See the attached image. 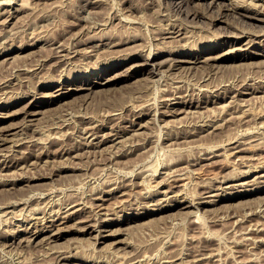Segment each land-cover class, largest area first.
Returning a JSON list of instances; mask_svg holds the SVG:
<instances>
[{
  "label": "rangeland",
  "instance_id": "374dc122",
  "mask_svg": "<svg viewBox=\"0 0 264 264\" xmlns=\"http://www.w3.org/2000/svg\"><path fill=\"white\" fill-rule=\"evenodd\" d=\"M170 1L0 0V104L3 105L0 107V264H175L187 259L190 264H264V191L244 192L245 189L264 186V177L252 180L264 174V170H260L264 165V110H261L264 109V91L252 92L243 85L264 84V37L256 39L251 33L259 28V22L243 19L250 21L249 26L255 24L249 33H243V43L232 47L226 43L223 49H212L213 45L228 41L223 26L227 19L231 21L234 17L230 15L211 21L203 17L204 11L211 16L214 14L212 9L217 10L219 4L226 8L237 0H217L219 4H213L214 0H179L184 8L200 12V17L192 21L189 18L187 24L181 26L176 10L174 12L178 0ZM252 1L258 3L257 7L262 4L264 7V0ZM252 1L248 3L247 0L246 4L252 5ZM209 3L213 4L211 8ZM16 8L23 9L17 11ZM129 17H134V21ZM217 31L222 33L221 37ZM92 35L98 37L88 42ZM251 38L256 41L250 42ZM72 41L85 42L76 47L82 50L74 52ZM62 42L71 47V54L75 56L69 66L60 62L62 57L54 56L67 53V50L60 53L52 48ZM193 47L196 53L206 48V56L217 54L219 57L206 61L201 57L195 62V58L188 54ZM172 48L186 54L161 52ZM112 49L120 52L115 54ZM150 50L153 51L151 58L157 52L161 54L151 63L137 56L142 52L148 54ZM238 55L243 58L238 59ZM95 74L99 75L94 78L97 83H91ZM49 77L61 78L65 84L48 86ZM254 77L256 79H252ZM174 85L181 93L174 95L167 91L175 88ZM228 85L236 88L218 98L216 94L223 92ZM242 108L250 113L247 117L244 113L242 118ZM254 121H259L257 126ZM61 122L64 124L60 125ZM214 122L216 124L211 125ZM237 122L241 123L237 125ZM253 123L254 127L247 130V125ZM217 125L220 128H215ZM88 126H97L92 129L100 132L92 135ZM199 127H202L201 131L196 132ZM236 130L239 136L230 141L229 138L237 135ZM116 131H120L119 135H114ZM106 133L113 135L100 143ZM168 135L171 137L166 139ZM221 138L225 146L237 145L238 138L246 143L230 150V154L223 148L203 145L206 141H222ZM75 142L76 150L66 152V147L75 145ZM240 148L246 151L236 152ZM122 152L125 154L120 155ZM127 159H132V163ZM153 167L159 170L155 172ZM227 177L232 179L223 182ZM246 181L251 183L241 185ZM213 186H220V189H210ZM103 187L104 190L111 191L115 187L120 190L104 194L97 192ZM238 192L241 195L236 197ZM101 196L105 200L97 199ZM65 201L68 202L64 204ZM97 202L102 205H92ZM189 203L193 204L182 208L181 205ZM196 205L204 216L203 221L198 222L200 224L194 222ZM44 227L36 238L35 232ZM218 243H223L222 248ZM49 246L53 247L50 249ZM201 246L209 248L206 256L210 252L217 253L219 248L222 251L213 258L195 261L204 257L198 254ZM230 246L234 251L238 250L235 255L230 252L233 250ZM57 250H65L64 255L70 258L56 263Z\"/></svg>",
  "mask_w": 264,
  "mask_h": 264
},
{
  "label": "bare ground",
  "instance_id": "6f19581e",
  "mask_svg": "<svg viewBox=\"0 0 264 264\" xmlns=\"http://www.w3.org/2000/svg\"><path fill=\"white\" fill-rule=\"evenodd\" d=\"M173 0H171L170 2H172ZM192 1V0H191ZM198 1V0H197ZM212 1V0H211ZM232 1V0H231ZM239 0H237L236 1V3H232V2H230V3H232L229 7H227L226 6V8H223L222 6L220 7V5H222V4H219L218 2L219 1H217V0H214L213 1V4H216V3H218L219 4V8H217V10L216 9H212V13H214V14H211V16H209L208 14H207V11H204V13H203V17H205V18H207V19H210L211 21H213V20H221V19H223L225 16H230V15H233V20H231V21H228V19H227V22H226V25L225 26H223L224 27V32H226V33H228L227 34V36L226 37H228L229 39H228V41L227 42H222L221 44H224V45H222L220 48H218L221 44H215V45H213L212 47V49H214V48H217L218 50L219 49H223L224 48V46H225V44L227 43V45H230L231 47H232V45H236V44H241V43H243V38H242V36H243V33L245 34L246 32H248L250 29H253L252 27L255 25V24H253V26H249L247 23H249V22H245V21H247V19H250V20H252V21H257V22H259V24L257 25V26H259V28L258 29H256V30H251V31H256V32H251V33H253L252 35H254L255 37H256V39L257 38H262L263 39V37H264V7H263V4L262 5H259L258 7H257V2H256V4H255V2H253L252 0V5L250 4V5H247L246 3H247V0H240L239 2H238ZM199 2H200V0H199ZM23 3V2H22ZM176 3V2H175ZM178 3L179 4H177V8L175 7L176 6V4H175V9H174V12H175V10H176V13H177V19L179 18V21H180V23L178 24V25H180L181 26V24H183V23H185V24H187V21H189V18H191L190 20L192 21V19H194V18H198V17H200V12H197V11H190V10H188L187 8H184V6L182 5V2H180L179 0H178ZM228 3V2H227ZM245 3V4H244ZM248 3H249V0H248ZM78 4H80V3H78ZM148 4H150V3H148ZM174 4V3H173ZM194 4H196V3H194ZM213 4H210L209 3V7L211 8L212 6H213ZM25 5V4H24ZM26 5H27V3H26ZM132 5V4H131ZM135 5H136V3H135ZM138 5H140V4H138ZM172 5V4H171ZM27 6H29V5H27ZM79 6V5H78ZM128 6V5H127ZM216 6V5H215ZM218 6V5H217ZM21 7V6H20ZM24 7V6H23ZM132 7V6H131ZM173 7V6H172ZM188 7V6H187ZM204 7H205V4H204ZM29 8V7H28ZM194 8H196V7H194ZM202 8V7H201ZM21 9H23V8H21ZM21 9L20 8H16V10L17 11H21ZM76 9V8H75ZM120 9V8H119ZM131 9V8H130ZM193 10V9H192ZM196 10V9H195ZM9 11V10H8ZM23 11V10H22ZM78 11V10H77ZM129 11V10H128ZM133 11V10H132ZM209 11V10H208ZM10 12V11H9ZM118 12H121V10L120 11H118ZM174 12H173V14H174ZM72 13V12H71ZM80 13V12H79ZM5 14V13H4ZM12 13H10V15H11ZM69 14V13H68ZM119 14H121V13H119ZM123 14H125V13H123ZM3 15V14H2ZM18 15V14H17ZM8 16V15H7ZM6 16V17H7ZM119 16V15H118ZM128 16V15H127ZM2 17V16H1ZM91 17V16H90ZM106 17H108V16H106ZM126 17V16H125ZM173 17V16H172ZM14 18H15V16H14ZM82 18V17H81ZM97 18V17H96ZM121 18V17H120ZM134 18V17H133ZM133 18H131V17H129V19H132V21H134L133 20ZM145 18V17H144ZM151 18V17H150ZM171 18V17H170ZM175 18V17H174ZM7 19V18H6ZM89 19V18H88ZM108 19V18H107ZM114 19V18H113ZM149 19V18H148ZM148 19H146V21H148ZM152 19V18H151ZM165 19H167V18H165ZM237 19H241V20H237ZM243 19H246L245 21L243 20ZM92 20V19H91ZM96 20V19H95ZM94 20V21H95ZM142 20H143V18H142ZM150 20V19H149ZM161 20V19H160ZM170 20V19H169ZM199 20V19H198ZM198 20H196V22L198 21ZM4 21V20H3ZM6 21H8V20H6ZM81 21V20H80ZM145 21V20H144ZM208 21V20H207ZM206 21V22H207ZM210 21V22H211ZM226 21V20H225ZM1 22V21H0ZM90 23H91V21H89ZM88 22V23H89ZM128 22V21H127ZM205 22V21H204ZM4 23V22H3ZM8 23V22H7ZM68 23V22H67ZM89 23V24H90ZM101 24H103L102 22H100ZM99 23V24H100ZM130 23V22H129ZM137 23H138V21H137ZM167 23V22H166ZM198 23V22H197ZM212 23V22H211ZM210 23V24H211ZM5 24V23H4ZM26 24V23H25ZM75 24V23H74ZM93 24V23H92ZM91 24V25H92ZM167 24H169V23H167ZM240 24H243L242 26L240 25ZM50 25V24H49ZM131 25V24H130ZM129 25V26H130ZM162 25V24H161ZM165 25V24H164ZM201 25V24H200ZM204 25V24H203ZM221 25V24H220ZM1 26V25H0ZM3 26V25H2ZM90 26V25H89ZM88 26V27H89ZM94 26V25H93ZM172 26L173 27H175L176 26V23L175 24H172ZM185 26V25H184ZM191 26L192 27H195V25L194 24H191ZM209 26V25H208ZM159 27V26H158ZM165 27V26H164ZM183 27V26H182ZM198 27V26H197ZM1 28V27H0ZM3 28V27H2ZM134 28V27H133ZM133 28H130V29H133ZM185 28V27H184ZM90 28H88V30H89ZM130 29H128L129 31H130ZM156 29V28H155ZM173 29V28H172ZM222 29V28H221ZM137 30V29H136ZM165 30V29H164ZM186 30H188V29H186ZM3 31V30H2ZM90 31V30H89ZM102 31H104V30H102ZM138 32H140L139 30H137ZM156 31V30H155ZM157 31H160V30H157ZM166 31V30H165ZM164 31V32H165ZM174 31H176V30H174ZM192 31V30H191ZM219 31V30H218ZM218 31H217V33H218ZM223 31V30H222ZM101 32V31H100ZM109 32V31H108ZM114 32V31H113ZM116 32V31H115ZM127 32V31H126ZM133 32H136V31H133ZM132 32V33H133ZM161 32V31H160ZM164 32H163V34H164ZM223 32V33H224ZM14 33V32H13ZM48 33V32H47ZM94 33V32H93ZM102 33V32H101ZM111 33V32H110ZM125 33V32H124ZM142 33V32H141ZM170 32H168V34H169ZM177 33V32H176ZM183 33V32H182ZM185 33V32H184ZM249 33V32H248ZM46 34V33H45ZM44 34V35H45ZM66 34V33H65ZM88 34V33H87ZM123 34V33H122ZM221 34L222 33H218V35L221 37ZM242 34V35H241ZM46 35H48V34H46ZM74 35V34H73ZM86 35V34H85ZM90 35V34H89ZM120 35V34H119ZM126 35H128V34H126ZM133 35V37L135 36L136 37V35L135 34H132ZM139 35V34H138ZM11 36H12V34H11ZM16 36V35H15ZM43 36V35H42ZM75 36H76V34H75ZM77 36H79L78 34H77ZM87 36V35H86ZM116 36V35H115ZM123 36H125V35H123ZM140 36V35H139ZM142 36V35H141ZM155 36V35H154ZM249 36H250V34H249ZM71 37V36H70ZM82 37V36H81ZM98 36H95V35H92V36H90L89 37V40H88V42L89 41H92V40H94V39H96ZM104 37V36H103ZM121 37V36H120ZM119 37V38H120ZM126 37V36H125ZM165 37H166V35H165ZM217 37V36H216ZM219 37V38H220ZM57 38V37H56ZM84 38V37H83ZM88 38V37H87ZM137 38V37H136ZM211 38V37H210ZM47 39H48V37H47ZM46 39V40H47ZM124 39V38H123ZM129 39V38H128ZM134 39V38H133ZM227 39V38H226ZM68 40V39H67ZM117 40V39H116ZM125 40H127V39H125ZM196 40V39H195ZM209 40V39H208ZM223 40V39H222ZM255 39H253V38H251L249 41L251 42V41H254ZM40 41V40H39ZM60 41V40H59ZM64 41V40H63ZM78 41H80V40H78ZM77 41V43H76V41L75 42H73L72 43V45H71V47H72V49L74 50V52H76V51H80V50H82V49H80L79 50V48H76L77 46H79L80 44H83V43H85V42H78ZM83 41V40H82ZM84 41H86V40H84ZM256 41V40H255ZM50 42V41H49ZM61 42V41H60ZM65 42H66V40H65ZM65 42H62V43H60L59 45L60 46H58V47H52V48H54L57 52H60L61 53V51H66L67 50V53L66 54H55L54 56H59V57H62V59H60V62H65L66 64H67V66H69L70 64H72V62H71V59L72 58H74L75 56H72V54H71V47H69ZM87 42V43H88ZM118 42V41H117ZM122 42V41H121ZM124 42V41H123ZM151 42V41H150ZM196 42H198V41H196ZM202 42V41H201ZM200 42V43H201ZM246 42V41H245ZM52 43H54V42H52ZM52 43H51V45H52ZM56 43V42H55ZM67 43H69V42H67ZM149 43V42H148ZM214 43V42H213ZM254 43V42H253ZM58 44V43H57ZM92 44V43H91ZM110 44V43H109ZM147 44V43H146ZM145 44V45H146ZM158 44V43H157ZM157 44H155V45H157ZM171 44V43H170ZM246 44V43H245ZM12 45V44H11ZM27 45V44H26ZM29 45V44H28ZM56 45V44H55ZM70 45V44H69ZM90 45V44H89ZM98 45V44H97ZM96 45V46H97ZM106 45H107V43H106ZM111 45V44H110ZM113 45V44H112ZM122 45V44H121ZM178 45V44H177ZM191 45V44H190ZM197 45V44H196ZM210 45V44H209ZM248 45H251V43L250 44H248ZM247 45V46H248ZM18 46H19V44H18ZM17 46V47H18ZM53 46V45H52ZM93 46V45H92ZM138 46V45H137ZM140 47L142 46V45H139ZM239 46V45H238ZM242 46V45H241ZM12 47V46H11ZM23 47V46H22ZM100 47V46H99ZM135 47H136V45H135ZM163 47H167V46H163ZM174 47V46H173ZM183 47H184V45H183ZM235 47V46H234ZM254 47V46H253ZM1 48V47H0ZM3 48V47H2ZM10 48V47H9ZM50 48V47H49ZM60 48V49H59ZM138 48V47H137ZM146 48V47H145ZM148 48V47H147ZM146 48V49H147ZM150 48L152 49V47H151V45H150ZM168 48V47H167ZM177 48V47H176ZM235 48H237V47H235ZM241 47H239V49H240ZM87 49V48H86ZM99 49H101V48H99ZM115 49V48H114ZM114 49H112V51H114ZM118 49V48H117ZM116 49V50H117ZM119 49H121V48H119ZM135 49V48H134ZM140 49V48H139ZM138 49V50H139ZM180 49V48H179ZM181 49H184V48H182L181 47ZM195 47H193V48H191V52H189L188 54H189V56L190 57H192V58H195L194 60H195V62L197 61V59H200L201 57H205L204 58V60L206 61V60H211V59H215V58H217V57H219V56H217V54L216 55H214V56H212V55H208V56H206L207 54H208V52H206V48L205 49H201V50H199L197 53H196V51H195ZM198 49V48H197ZM209 49V48H208ZM228 49H231L230 47L228 48ZM233 49V48H232ZM95 50V49H94ZM106 49H104V51H105ZM144 50V49H143ZM142 50V51H143ZM186 50V49H185ZM234 50V49H233ZM263 51H264V48L262 49ZM83 51H86V50H84L83 49ZM103 51V52H104ZM108 51V50H107ZM118 51V50H117ZM114 51V52H116L115 54H117L118 52H120V51ZM147 51V50H146ZM158 51H160V50H158ZM21 52V51H20ZM82 52V51H81ZM152 50H150L149 52H148V54L147 53H139V54H137V56H139V59H143L144 61H146V62H150L151 60H155L158 56H160L159 55V53L157 52H155L156 54H154V56L151 58V54H152ZM161 52H164L163 54H165V53H168V54H170V55H174V54H186V52L185 51H183V50H178V49H170V50H162ZM194 52L196 53V54H194ZM233 52V51H232ZM11 53V52H10ZM53 53V52H52ZM62 53H64V52H62ZM125 53V52H124ZM131 53V52H130ZM210 53V52H209ZM50 54V53H49ZM103 54H106V53H103ZM114 54V53H113ZM120 54V53H119ZM123 54V53H122ZM128 54V53H127ZM52 55V54H51ZM71 55V56H70ZM89 55V54H88ZM106 55H108V54H106ZM124 55V54H123ZM129 55V54H128ZM135 55V54H134ZM219 55H220V53H219ZM237 55V54H236ZM11 56V55H10ZM103 56V55H102ZM105 56V55H104ZM110 56H112V55H110ZM113 56H116V55H113ZM118 56H120V55H118ZM98 57V56H97ZM228 57V56H227ZM230 57V56H229ZM6 58V57H5ZM5 58H4V60H5ZM10 58V57H9ZM56 58V57H55ZM102 58H104V57H102ZM106 58H108V57H106ZM116 58V57H115ZM173 58V57H172ZM236 58V57H235ZM237 58L239 59V58H243V56H241V55H238L237 56ZM7 59V58H6ZM45 60H46V58H44ZM99 59V58H98ZM109 59V58H108ZM113 59V58H112ZM126 59V58H125ZM162 59H164V58H162ZM161 59V61H163ZM169 59H171V58H169ZM181 59V58H180ZM186 59V58H185ZM184 59V60H185ZM223 59V58H222ZM137 60V59H136ZM166 60V59H165ZM177 59H175V60H173V61H176ZM189 60V59H188ZM203 60V59H202ZM56 61V60H55ZM158 61H160V60H158ZM201 61V60H200ZM5 62V61H4ZM94 62V61H93ZM170 62V61H169ZM187 62V61H186ZM199 62V61H198ZM55 63V62H54ZM74 63V62H73ZM82 63V62H81ZM96 63V62H95ZM98 63V62H97ZM135 62H133V64H134ZM140 63H143V61L142 62H140ZM140 63H138V64H140ZM151 63V62H150ZM152 63H155V61L154 62H152ZM166 63V62H165ZM194 63V62H193ZM211 63V62H210ZM35 64V63H34ZM39 64V63H38ZM53 64V63H52ZM51 64V65H52ZM58 64V63H57ZM145 64V63H144ZM160 64V63H159ZM162 64V63H161ZM172 64V62H170V64L169 65H171ZM200 64V63H199ZM215 64H217V63H215ZM220 64H222V63H220ZM50 65V64H49ZM91 65V64H90ZM154 65V64H153ZM156 65V64H155ZM183 65V64H182ZM192 65V64H191ZM211 65V64H210ZM43 66V65H42ZM55 66H56V64H55ZM72 66V65H71ZM92 66H95V65H92ZM116 66V65H115ZM129 66V65H128ZM134 66V65H133ZM132 66V67H133ZM138 66V65H137ZM193 66V65H192ZM198 66H200V65H198ZM197 66V67H198ZM208 66V65H207ZM36 67V66H35ZM37 67H39V66H37ZM131 67V66H130ZM130 67H127V68H130ZM154 67V66H153ZM161 67V66H160ZM172 67V66H171ZM179 67V66H178ZM191 67V66H190ZM202 67H203V65H202ZM209 67V66H208ZM18 68V67H17ZM22 67H20V69H21ZM64 68V67H63ZM74 68H76V67H74ZM126 68V67H125ZM126 68V69H127ZM170 68V67H169ZM174 68V67H173ZM25 69V68H24ZM30 69V68H29ZM28 69V70H29ZM35 69V68H34ZM51 69V68H50ZM85 69V68H84ZM153 69V68H152ZM18 70V69H17ZM43 70V69H42ZM61 70V69H60ZM65 70H66V66H65ZM124 70V69H123ZM150 70V69H149ZM21 71V70H20ZM36 71V70H35ZM45 71H48V70H45ZM50 71V70H49ZM68 71H70V69H68ZM111 71V70H110ZM128 71V70H127ZM126 71V72H127ZM130 71V70H129ZM151 71V70H150ZM154 71V70H153ZM19 72V71H18ZM37 72V71H36ZM61 72H63L62 70H61ZM106 72V71H105ZM125 72V71H124ZM123 72V73H124ZM156 72V71H155ZM60 73V72H59ZM120 73V72H119ZM122 73V72H121ZM122 73V74H123ZM24 74V73H23ZM52 74V73H51ZM92 74H93V72H92ZM19 75V74H18ZM48 75V74H47ZM53 75V74H52ZM51 75V76H52ZM60 75V74H59ZM85 75V74H84ZM113 75V74H112ZM126 75V74H125ZM39 76H42V75H40L39 74ZM43 76H44V74H43ZM71 76V75H70ZM88 76V75H87ZM99 75L98 74H95V75H93V78L90 80L91 81V83H97V81H95V79L94 78H96V77H98ZM262 75H260V76H256V77H261ZM264 76V75H263ZM21 77V76H20ZM46 77V76H45ZM204 77V76H203ZM23 79V78H22ZM44 79V78H43ZM46 79V78H45ZM94 79V80H93ZM111 79V78H110ZM109 79V80H110ZM245 79V78H244ZM251 79V78H250ZM252 79H256L255 77L254 78H252ZM107 80H108V78H107ZM237 80V79H236ZM20 81V80H19ZM77 81V80H76ZM93 81V82H92ZM106 81V80H105ZM262 81V80H261ZM40 82V81H39ZM42 82V81H41ZM233 82V81H232ZM242 82V81H241ZM246 82V81H245ZM46 83V82H45ZM104 83V82H103ZM198 83V82H197ZM240 83V82H239ZM23 84V83H22ZM29 84V83H28ZM65 84V81L63 80V79H61V78H59V79H57V78H55V77H49V80H48V82H47V85L48 86H56V85H64ZM257 84V83H256ZM8 85V84H7ZM236 85V84H235ZM243 85H247L246 87H247V89L249 88V89H251L252 90V92H257V91H264V84H260V85H258V86H252V85H249L248 83L247 84H243ZM242 85V86H243ZM18 86V85H17ZM21 86V85H20ZM77 86V85H76ZM81 86V85H80ZM173 86V85H172ZM171 86V87H172ZM175 86V88H173V89H167V91H169V92H171V94H174V95H176V93H178V92H180V90H179V87H177V85H174ZM179 86V85H178ZM237 86H239V85H237ZM240 86H241V84H240ZM239 86V87H240ZM1 87V86H0ZM36 87V86H35ZM68 87V86H67ZM82 87V86H81ZM84 87V86H83ZM87 87V86H86ZM94 87V86H93ZM244 87V86H243ZM242 87V88H243ZM14 88V87H13ZM31 88V87H30ZM30 88H29V90H30ZM37 88V87H36ZM60 88V87H59ZM92 88V87H91ZM221 88V87H220ZM223 88V87H222ZM234 88H236V87H233V85L230 87L229 85L228 86H226V87H224V91L223 92H221V91H219L218 92V94H216L217 96H218V98H219V96L220 95H222L221 97H224L225 95L223 94V93H225L226 91H227V93H225L226 95H228V93L229 92H231ZM35 89V88H34ZM98 89V88H97ZM101 89H103V88H101ZM107 89H109V87L107 88ZM177 89V90H176ZM239 89V88H238ZM20 90V89H19ZM27 90V89H26ZM25 90V91H26ZM33 90V89H32ZM31 90V91H32ZM220 90H223V89H220ZM4 91H6V90H4ZM12 91V90H11ZM18 91V90H17ZM56 91V90H55ZM141 91V90H140ZM162 91H165V90H162ZM7 92H8V90H7ZM21 92H22V89H21ZM27 92V91H26ZM30 92V91H29ZM34 92V91H33ZM50 92V91H49ZM53 92V91H52ZM143 92V94H144V91H142ZM251 92V93H252ZM58 93V92H57ZM61 93V92H60ZM181 93V92H180ZM14 94V93H13ZM30 95H31V93H29ZM29 94H27V95H29ZM40 94V93H39ZM38 94V95H39ZM49 94H51V93H49ZM48 94V95H49ZM53 94H55L54 92H53ZM63 94V93H62ZM255 94V93H254ZM21 95V94H20ZM20 95H17V96H20ZM169 95V94H168ZM213 95V94H212ZM236 95V94H235ZM239 95V94H238ZM257 95V94H256ZM3 96V95H2ZM8 96V95H7ZM24 96V95H23ZM52 96V95H51ZM172 96V95H171ZM13 97H14V95H13ZM20 97H22V96H20ZM26 97V96H25ZM72 97V96H71ZM168 97H170V96H168ZM5 98V97H4ZM170 98H172V97H170ZM253 98V97H252ZM262 98V97H261ZM12 99H14V98H12ZM27 99V98H26ZM34 99V98H33ZM245 99V98H244ZM157 100V99H156ZM213 100V99H212ZM2 101V100H1ZM210 101V100H209ZM107 102V101H106ZM157 102V101H156ZM156 102H154V104L156 103ZM192 102V101H191ZM200 102V101H199ZM207 102H208V100H207ZM30 103V102H29ZM103 103H105V102H103ZM102 103V104H103ZM108 104H111L110 102H107ZM162 103V102H161ZM183 103H187V102H183ZM189 103V102H188ZM188 103H187V105H188ZM25 104V103H24ZM24 104H23V107H24ZM195 104V103H194ZM193 104V105H194ZM197 104V103H196ZM207 104V103H206ZM25 105H29L28 103L27 104H25ZM40 105V104H39ZM38 105V106H39ZM104 105V104H103ZM106 105V104H105ZM264 105V104H263ZM109 105H107V107H108ZM111 106H113V105H111ZM116 106H117V104H116ZM0 107H3V105L2 104H0ZM104 107V106H103ZM119 107V106H118ZM117 107V108H118ZM132 107H134L133 105H132ZM169 107V106H168ZM190 107H191V105H190ZM196 107H197V105H196ZM231 107V106H230ZM100 108V107H99ZM104 108H106V107H104ZM114 108V107H113ZM116 108V107H115ZM117 108H116V110H117ZM154 108V107H153ZM262 108H263V106H262ZM107 109V108H106ZM157 109V108H156ZM171 109V108H170ZM177 109V108H176ZM180 109V108H179ZM236 109V108H235ZM14 110V109H13ZM16 110V109H15ZM25 110H27V109H25ZM158 110V109H157ZM156 110V111H157ZM173 110V109H172ZM226 110H228V109H226ZM238 110V109H237ZM262 111L264 110V109H261ZM20 111V110H19ZM233 111H235V110H233ZM232 111V112H233ZM243 111V116H242V114H240V116H242V118L244 117V113L246 114L247 112H248V110H245V109H241V112ZM250 111V110H249ZM35 112V111H34ZM62 112V111H61ZM182 112V111H181ZM226 112V111H225ZM231 112V113H232ZM239 112H240V110H239ZM251 112V111H250ZM253 112V111H252ZM11 113V112H10ZM32 113V112H31ZM107 113H108V111H107ZM109 113H110V111H109ZM107 114V115H110V114ZM156 113V112H155ZM155 113H154V115H155ZM164 113V112H163ZM169 113V112H168ZM258 113V112H257ZM29 114V113H28ZM54 114V113H53ZM61 113H57V116L58 115H60ZM227 114V113H226ZM250 114V113H249ZM248 113L245 115V117H247L248 115H249ZM253 114L255 115L256 113H254L253 112ZM55 115V114H54ZM63 115V114H62ZM106 115V114H105ZM230 115V114H229ZM253 115V116H254ZM258 115V114H257ZM256 115V116H257ZM51 116V115H50ZM230 116H232V114L230 115ZM234 116V115H233ZM232 116V117H233ZM240 116H238V118L240 119ZM255 116V117H256ZM52 117V116H51ZM60 117H62L61 115H60ZM262 117V116H261ZM4 118V117H3ZM54 118H55V116H54ZM54 118H53V120H54ZM64 118H65V116H64ZM67 118V117H66ZM230 118V117H229ZM250 118V117H249ZM249 118H247L246 120H249L250 121V123H251V120L249 119ZM68 120H69V118H67ZM98 119V118H97ZM226 119H228V118H225V120ZM231 119V118H230ZM234 119H236V118H234ZM260 119V118H259ZM35 120V119H34ZM60 120V119H59ZM82 120V119H81ZM104 120H106V119H103V121ZM156 120V119H155ZM211 120H213V118L211 119ZM222 120V119H221ZM229 120V119H228ZM243 120V119H242ZM253 120V119H252ZM255 120V119H254ZM62 121H64V120H62ZM66 121V120H65ZM99 121H101L100 119H99ZM217 121V119L215 120V122ZM227 121V120H226ZM230 121V120H229ZM233 120H231V122H232ZM238 121V120H237ZM240 121H241V119H240ZM243 121H245V120H243ZM54 122V121H53ZM89 122H90V120H89ZM212 122V121H211ZM213 123V124H211V125H215L216 123ZM224 122V121H223ZM257 122V121H256ZM259 122V121H258ZM257 122V123H258ZM55 123H57V122H55ZM132 123V122H131ZM219 123V122H218ZM222 123V122H221ZM221 123H219V124H221ZM233 123V122H232ZM238 123H241V122H237V125H238ZM247 123V122H246ZM254 123H255V121H254ZM254 123H253V125H247V127H246V129L248 130H250V128L251 127H254ZM257 123H255V125L257 126ZM263 123H264V120H263ZM61 124H64V123H60V125ZM80 124V123H79ZM91 124V123H90ZM230 123H228V125H229ZM244 124V123H243ZM65 125H67V123L65 124ZM64 125V126H65ZM118 125H121V124H118ZM205 125V124H204ZM223 125V124H222ZM237 125H234V126H236L237 128H238V126ZM71 126V125H70ZM86 126V125H85ZM106 126V125H105ZM220 126V125H219ZM218 125L215 127V128H220ZM233 126V125H232ZM241 126V125H240ZM244 126H245V124H244ZM255 126V127H256ZM93 127H97V126H88V129H90V130H92V135L94 134H98V131L99 130H94V129H92ZM223 127H225L224 125H223ZM230 128H231V126H229ZM10 128V127H9ZM123 128V127H122ZM202 127H199V128H197L196 129V132H199V131H201L200 129H201ZM222 128V127H221ZM243 128H245V127H243ZM85 129V128H84ZM98 129V128H97ZM115 129V128H114ZM120 129V128H119ZM225 129V128H224ZM224 129H222V130H224ZM240 129H241V127H240ZM254 129V128H253ZM230 130V129H229ZM243 130V129H242ZM84 131V130H83ZM89 131V130H88ZM245 131V130H244ZM55 132H58V131H55ZM81 132V131H80ZM87 132V131H86ZM100 132V131H99ZM120 131H116V133H114V135H119L118 133H119ZM124 132V131H123ZM180 132H182V131H180ZM179 132V133H180ZM196 132H194V133H196ZM215 132V131H214ZM226 132V131H225ZM246 132V131H245ZM244 132V133H245ZM237 133H239L237 130H236V133L235 134H237ZM170 134V133H169ZM173 133H171V135H172ZM214 134V133H213ZM260 134H262V133H260ZM264 134V133H263ZM111 135H113V134H104V135H102V136H104V139H102L101 141H100V143H104V142H106V141H108V139H110V138H108L109 136H111ZM123 135V134H122ZM171 135H168L167 137H165L166 139H169L170 137H171ZM175 135V134H174ZM186 135V134H185ZM216 135V134H215ZM228 135V134H227ZM229 135H230V133H229ZM176 136V135H175ZM208 136V135H207ZM219 136V135H218ZM231 136V135H230ZM237 136H239L238 134L237 135H235V136H232L231 138H229L230 139V141L231 140H233L234 138H237ZM253 136V135H252ZM182 137V136H181ZM201 137V136H200ZM242 137H243V135H242ZM52 138V137H51ZM56 138H59V137H56ZM183 138V137H182ZM208 138L210 139V137L208 136ZM4 139V138H3ZM53 139V138H52ZM51 139V140H52ZM148 139V138H147ZM59 140V139H58ZM219 140V139H218ZM221 140H222V138H221ZM6 141V140H5ZM179 141V140H178ZM178 141H176V142H178ZM236 141H238V144L237 145H235V146H228V145H224L223 143H224V140H222V141H212V142H210L209 143V141L206 143V142H204V144L203 145H206V146H211V148L213 147H218V148H216V149H221V148H223L224 150H225V152H227V154H230L229 153V151L230 150H232V149H238L237 147H239L241 144H244V143H246V142H244V141H240V139L238 138ZM260 141V140H259ZM263 141V140H262ZM39 142V141H38ZM65 141H63V143H64ZM184 142V141H183ZM191 142V141H190ZM229 142V141H228ZM33 143H35V142H33ZM52 143V142H51ZM54 143V142H53ZM59 143V142H58ZM188 143H189V141H188ZM202 143V142H201ZM31 144V143H30ZM143 144H144V142H143ZM251 144V143H250ZM260 144V143H259ZM53 145V144H52ZM72 145V144H71ZM90 145H91V143H90ZM162 145H163V143H162ZM188 145H190V143L188 144ZM193 145V144H192ZM196 145V144H195ZM202 145V144H201ZM258 145V144H257ZM261 145V144H260ZM30 146V145H29ZM32 146V145H31ZM30 146V147H31ZM63 146H64V144H63ZM77 147V145H76V142H75V145H72V146H68V147H66V152H70V151H73V150H76L75 148ZM143 147V146H142ZM252 147H253V145H252ZM2 149H3V147H1ZM7 148V147H6ZM205 148H207L208 149V147H205ZM249 148H250V146H249ZM259 149H261V147H259ZM249 150V149H248ZM2 151H4V150H2ZM29 151V150H28ZM208 151V150H207ZM235 151V150H234ZM242 151H246V149L245 148H240L239 150H236V152H242ZM10 152V151H9ZM30 152V151H29ZM133 152V151H132ZM145 152V151H144ZM212 152H215L214 150H212ZM1 153H3V152H1ZM45 153V152H44ZM117 153V152H116ZM6 154V153H5ZM5 154H1V155H5ZM7 154H8V152H7ZM6 154V155H7ZM49 154V153H48ZM125 153L124 152H122V154H120V155H124ZM225 154V153H224ZM223 154V156H226V155H224ZM239 154V153H238ZM44 155V154H43ZM69 155V154H68ZM75 155H77V154H75ZM80 155V154H79ZM116 155V154H115ZM129 155V154H128ZM215 155H217V154H215ZM219 155H222V154H219ZM27 156V155H26ZM144 156H146V155H144ZM252 156V155H251ZM121 157L122 156H120L119 158L121 159ZM215 157V156H214ZM244 157V156H243ZM252 157H254V156H252ZM208 158H210V157H208ZM212 158V157H211ZM240 158H242V156L240 157ZM12 159V158H11ZM118 159V158H117ZM134 159V158H133ZM252 159V158H251ZM18 160H19V158H18ZM129 159H127V161H128ZM139 160V159H138ZM242 160V159H241ZM120 161V160H119ZM131 163H132V159H130L129 160ZM128 161V162H129ZM135 161V160H134ZM234 161V160H233ZM260 161V160H259ZM16 162H18V161H16ZM111 162H113V161H111ZM138 162V161H137ZM172 162H173V160H172ZM177 162V161H176ZM258 162V161H257ZM13 163V162H12ZM126 163V162H125ZM168 163V162H167ZM175 163V162H174ZM197 163H199V162H197ZM247 163V162H246ZM255 163V162H254ZM261 163V162H260ZM262 163H264L263 161H262ZM248 164V163H247ZM133 165H135V163L133 164ZM133 165H132V167H133ZM254 165V164H253ZM262 165V164H261ZM65 166V165H64ZM257 166V165H256ZM12 167V166H11ZM4 168H5V166H4ZM76 168V167H75ZM81 168V167H80ZM154 168V167H153ZM156 168V167H155ZM154 168V170H155V172H157L158 170H157V168L155 169ZM255 168V167H254ZM59 169V168H58ZM143 169V168H142ZM141 169V170H142ZM248 170V169H247ZM260 170H264V165L262 166V169H260ZM143 171V170H142ZM142 171H138V172H142ZM154 172V171H153ZM242 172V171H241ZM255 172V171H254ZM261 172V171H260ZM264 172V171H263ZM47 173V172H46ZM175 173V172H174ZM182 173V172H181ZM243 173V172H242ZM250 173V172H249ZM40 174V173H39ZM157 174V173H156ZM178 174V173H177ZM235 174V173H234ZM1 175H4V174H1ZM34 175V174H33ZM37 175V174H36ZM50 175V174H49ZM48 175V176H49ZM138 175V174H137ZM155 175V174H154ZM183 175V174H182ZM25 176V175H24ZM29 176V175H28ZM181 176V175H180ZM229 176V175H228ZM238 176V175H237ZM30 177V176H29ZM37 177H40V176H37ZM46 177V176H45ZM236 177V176H235ZM240 177V176H239ZM238 177V178H239ZM261 177H264V174H261V175H258L257 177H255V179H252V180H256V179H258V178H261ZM22 178V177H21ZM28 178V177H27ZM31 178V177H30ZM6 179V178H5ZM24 179V178H23ZM230 179H232V178H230V177H227V178H225L224 180H223V182L224 181H228V180H230ZM262 179V178H261ZM4 180V179H3ZM27 180V179H26ZM219 180H220V178H219ZM15 181V180H14ZM146 181V180H145ZM257 182H260V181H257ZM264 182V181H263ZM15 183V182H14ZM30 183V182H29ZM249 183H251L250 181H246V182H244V183H241V185H245V184H249ZM5 184V183H4ZM26 184V183H25ZM137 184V183H136ZM253 184V183H252ZM254 184H255V182H254ZM211 185H212V183H211ZM5 186V185H4ZM3 186V187H4ZM10 186V185H9ZM16 186V185H15ZM28 186V185H27ZM221 187H223V183H221V185H220ZM220 186H217L218 188L220 187ZM234 185H232L231 187H233ZM29 187V186H28ZM217 187H215V186H213V187H211L210 189H212V190H214V189H217ZM32 188V187H31ZM126 188V187H125ZM132 188V187H131ZM250 188V187H249ZM10 189H12V188H10ZM19 189V188H18ZM220 189V188H219ZM13 190V189H12ZM33 190V189H32ZM117 190H120V188L119 187H115V188H113V190H111L110 191V189L109 190H104V187L102 188V189H100L99 191H97V192H103V194L104 193H113V192H116ZM9 191V190H8ZM18 191V190H17ZM243 191V190H242ZM252 192V193H254V192H257V191H264V186H255L254 188H251V189H245L244 190V192ZM154 192H156V191H154ZM243 192V193H244ZM198 192H196V194H197ZM102 194V193H101ZM191 194H193V196H195L194 195V193L192 192ZM202 194V193H201ZM30 195V194H29ZM29 195H28V197H29ZM217 195V194H216ZM232 195V194H231ZM236 195V197L238 196V195H241L239 192L238 193H236L235 194ZM243 195V194H242ZM260 195V194H259ZM167 196V195H166ZM198 196H200V195H198ZM25 197V196H24ZM27 196H26V198H28ZM104 197V196H103ZM184 197V196H183ZM12 198V197H11ZM10 198V199H11ZM20 198V197H19ZM18 198V199H19ZM195 198H197V197H195ZM15 199H17V198H15ZM37 199H39V198H37ZM97 199H102V200H105V199H103L102 198V196L101 197H98ZM175 199H177V198H175ZM21 200V199H20ZM23 200V199H22ZM73 200V199H72ZM10 201V200H9ZM19 201V200H18ZM168 201V200H167ZM191 201V200H190ZM215 201V200H214ZM68 201H65L64 202V204H66ZM73 201H71V203H72ZM89 202V201H88ZM96 202V201H95ZM100 202V201H99ZM99 202H97L98 204H96V203H90V204H92L93 206H99V205H102V204H99ZM221 202V201H220ZM102 203V202H101ZM145 203V202H144ZM147 203V202H146ZM169 203V202H168ZM58 204V203H57ZM182 204V203H181ZM193 203H189V204H183V205H181L182 206V208H187V207H189V205H192ZM204 204V203H203ZM56 205V204H55ZM68 205V204H67ZM66 205V206H67ZM219 205V204H218ZM259 206H260V204H258ZM141 206V205H140ZM143 206H145V204L143 205ZM166 206V205H165ZM168 206V205H167ZM198 205H196V207H197ZM220 206H222V205H220ZM262 206V205H261ZM195 207V206H194ZM217 207V206H216ZM53 208H55V207H53ZM52 208V209H53ZM57 208H59V207H57ZM94 208V207H93ZM97 208H99V207H97ZM143 208V207H142ZM178 208V207H177ZM100 209V208H99ZM200 208H199V206L197 207V211H195V214H196V219L194 220V222H196V223H198V222H200L201 221V219H202V221H203V215H201L200 213H199V210ZM187 210V209H186ZM185 210V211H186ZM33 211H34V209H33ZM57 211V210H56ZM190 211V210H189ZM188 211V212H189ZM194 211V210H193ZM43 212V211H42ZM49 212V211H48ZM77 212H79V211H77ZM93 212H96V211H93ZM98 212V211H97ZM175 212H177L176 210H175ZM192 212V211H191ZM263 212H264V210H263ZM52 213V212H51ZM111 213V212H110ZM181 213H183V212H181ZM186 212H184L183 214H185ZM193 213V212H192ZM33 212H32V216H33ZM49 214V213H48ZM79 214V213H78ZM108 214V213H107ZM188 214V213H187ZM205 214V213H204ZM264 214V213H263ZM18 215H20V214H18ZM45 215H46V212H45ZM50 215V214H49ZM87 215H90V214H87ZM92 215V214H91ZM29 216V215H28ZM43 216V215H42ZM203 216V217H202ZM38 217V216H37ZM44 217V216H43ZM42 217V218H43ZM61 217V216H60ZM88 217V216H87ZM106 217V216H105ZM26 219V218H25ZM48 219V218H47ZM85 219V218H84ZM90 219V218H89ZM104 219V218H103ZM31 220V219H30ZM45 220V219H44ZM44 220H43V222H44ZM99 220V219H98ZM108 220V219H107ZM247 220V219H246ZM6 221V220H5ZM28 221H29V219H28ZM38 221H39V219H38ZM11 222V221H10ZM51 222V221H50ZM216 222V221H215ZM214 222V223H215ZM36 223V222H35ZM55 222L53 221V224H54ZM192 223V222H191ZM213 223V224H214ZM52 224V223H51ZM97 224V223H96ZM198 224H200V223H198ZM202 225V224H201ZM53 226V225H52ZM85 226V225H84ZM94 226V225H93ZM92 226V227H93ZM34 227V226H33ZM36 227V226H35ZM46 227V226H45ZM45 227H44V229L42 228H40L41 230L39 231V232H35L36 233V238L38 237V234L37 233H41L42 231H44L45 230ZM69 227V226H68ZM243 227V226H242ZM245 227V226H244ZM61 228V227H60ZM100 228V227H99ZM104 228V227H103ZM248 228V227H247ZM28 229V228H27ZM58 229V228H57ZM57 229H55V230H57ZM95 229V228H94ZM119 229V228H118ZM210 229V228H209ZM24 230V229H23ZM37 230V229H36ZM47 230V229H46ZM121 230V229H120ZM213 230V229H212ZM245 231V230H244ZM256 231V230H255ZM53 232V231H52ZM51 232V233H52ZM117 232H118V230H117ZM212 232H214V231H212ZM35 233H34V235H35ZM55 233V232H54ZM204 234H205V232H204ZM212 234H214V233H212ZM225 234V233H224ZM29 235V234H28ZM47 235V234H46ZM60 235V234H59ZM209 235V234H208ZM48 236V235H47ZM97 236V235H96ZM243 236H245V235H243ZM242 236V237H243ZM1 237V236H0ZM31 237H33L34 238V236H31ZM43 237V236H42ZM46 237V236H45ZM10 238V237H9ZM244 238V237H243ZM26 239H28V238H26ZM49 239H51V237L49 238ZM212 239V238H211ZM14 240V239H13ZM37 240V239H36ZM53 240V239H52ZM209 240V239H208ZM241 240H242V238H241ZM243 240H245V239H243ZM28 241V240H27ZM40 241V240H39ZM50 241V240H49ZM210 241V240H209ZM236 241H238V240H236ZM28 242H31V241H28ZM46 242H47V240H46ZM8 243V242H7ZM32 243V242H31ZM127 243V242H126ZM210 244L212 243V242H209ZM11 244V243H10ZM14 244V243H13ZM27 244V243H26ZM45 244V243H44ZM44 244H42V245H44ZM53 244V243H52ZM52 244H50V246L52 245ZM58 244H60V243H58ZM128 244V243H127ZM223 244V243H222ZM221 244V245H222ZM262 244V243H261ZM38 245V244H37ZM48 245V244H47ZM220 244L218 243V246H219ZM221 245L219 246V247H221ZM247 245V244H246ZM50 246H49V248H50ZM225 246V245H224ZM44 247V246H43ZM53 247V246H52ZM51 247V248H52ZM56 246H54V248H55ZM50 248V249H51ZM57 248V247H56ZM60 248V247H59ZM137 248H139V247H136V249ZM195 248V247H194ZM218 248V247H217ZM222 248V247H221ZM226 248V247H225ZM229 248H231V249H233V247H229ZM209 248H207V247H205V246H201V249H200V252L198 253L199 254V256L200 255H202V256H204L203 258H197V259H195V261H199V260H203V259H206L207 260V258H209V257H214V255H217V254H219L222 250L219 248V250H218V252L217 253H214V254H212V252H210L211 254H209V256H206L208 253H207V250H208ZM216 249V248H215ZM215 249H213V252H215L214 250ZM139 250V249H138ZM156 250V249H155ZM158 250V249H157ZM196 250V249H195ZM201 250H206V252H203V251H201ZM240 250V249H239ZM58 251V254H57V258H56V263L57 262H60V261H62L63 259H69L70 257L69 256H66V255H64L65 254V250H57ZM95 251V250H94ZM137 251V250H136ZM140 251V250H139ZM154 251V250H153ZM188 251V250H187ZM228 251H230V250H228ZM228 251H227V253H228ZM56 252V251H55ZM230 252H232L233 254L232 255H235V252H238V250H235L234 251V249L232 250V251H230ZM253 252V251H252ZM138 253V252H137ZM153 253V252H152ZM261 253V252H260ZM256 254V253H255ZM254 254V255H255ZM144 255H146V254H144ZM176 255H178V254H176ZM188 255V254H187ZM227 255V254H226ZM228 255H231V253L230 254H228ZM227 255V256H228ZM251 255H253V254H251ZM258 255H260L259 257H262V255L261 254H258ZM258 255H256V256H258ZM196 256V255H195ZM201 257V256H200ZM237 257V256H236ZM136 258H137V256H136ZM226 258V257H225ZM229 258V257H228ZM231 258V257H230ZM257 258V257H256ZM94 259H96V258H94ZM132 259H134V258H132ZM176 259V258H175ZM174 259V260H175ZM194 259V258H193ZM260 259V258H259ZM86 260V259H85ZM131 260V259H130ZM172 260V259H171ZM173 260V261H174ZM218 262L221 260V259H219V257H218V259H216ZM223 260V259H222ZM234 260V259H233ZM254 260H256V259H254ZM37 261V260H36ZM95 261V260H94ZM173 261H171L170 263H172ZM187 261H188V259H187ZM187 261H184V260H181L180 262H177V263H175V264H190L189 262H187ZM211 261V260H210ZM234 261H238V260H234ZM240 261V260H239ZM238 261V262H239ZM34 262V261H33ZM139 262V261H138ZM221 262H223V261H221ZM50 263V262H49ZM54 263V262H53ZM90 263V262H89ZM59 264V263H58ZM76 264V263H75ZM224 264V263H223Z\"/></svg>",
  "mask_w": 264,
  "mask_h": 264
}]
</instances>
